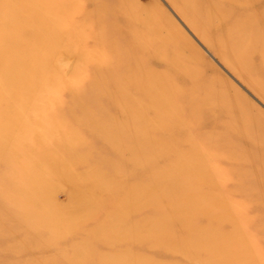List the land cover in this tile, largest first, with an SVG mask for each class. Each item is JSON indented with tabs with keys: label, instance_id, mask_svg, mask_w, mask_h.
Masks as SVG:
<instances>
[{
	"label": "rangeland",
	"instance_id": "obj_1",
	"mask_svg": "<svg viewBox=\"0 0 264 264\" xmlns=\"http://www.w3.org/2000/svg\"><path fill=\"white\" fill-rule=\"evenodd\" d=\"M63 1L29 12L0 1V50L19 48L10 39L27 19L44 41L20 70L0 69V264H264V93L247 81L264 84V72L252 57L245 78L215 49L227 23L253 11L264 19V0L226 4L235 15L208 36L172 0H102L106 10L73 0L57 15ZM126 3L137 8L131 20ZM40 6L55 10L51 24ZM29 63L38 85L16 89L12 109L7 81ZM193 81L224 89L248 116L213 106L194 123L182 98ZM244 119L250 146L233 133ZM219 143L242 148L211 149Z\"/></svg>",
	"mask_w": 264,
	"mask_h": 264
},
{
	"label": "bare ground",
	"instance_id": "obj_2",
	"mask_svg": "<svg viewBox=\"0 0 264 264\" xmlns=\"http://www.w3.org/2000/svg\"><path fill=\"white\" fill-rule=\"evenodd\" d=\"M4 1V0H0ZM44 0H15L13 5L11 7L19 8L22 5V8L25 12H29V10L33 6H37V3L40 5L42 4ZM125 0H114L115 4H119L120 2L123 3ZM174 5L177 7V9L180 11V13L199 31L202 30L206 33L208 36L209 34L206 32L207 29L209 32V29L214 28L216 23H220L221 25L226 24V21L231 19L235 14L231 10V8L227 9L225 8L226 4H229V6H236L237 4H240V0H172ZM259 0H244L242 3L245 5H256ZM25 3V4H23ZM61 8L57 11V15H60L63 13L62 10L66 9V7H69L71 11H73V6L71 4H74V1L66 0L62 2ZM128 5V3H126ZM102 8L105 10L107 9V4L105 1L101 0ZM4 7V4H3ZM246 8V6H244ZM2 8L1 10H3ZM128 13L130 14L129 19H133V16L135 15L136 7H133L132 5H128ZM22 12V11H21ZM40 18L43 20V23L51 24V21L47 19L48 16L52 18V16L56 15L55 10L47 11L46 9L42 8L40 6L39 9ZM73 17L75 15L71 14ZM129 16V15H128ZM18 17V15H17ZM8 19V18H7ZM6 19V21H7ZM3 20V16L0 14V21ZM85 20H88L87 18L82 17L81 22H84ZM32 20L27 19L25 22H20L15 25V27L19 28L22 27L21 32L19 31L18 37H11V41H17V39H20L19 43H16V46L19 45V48H16L14 51H7L9 53H4L3 50H0V69L5 66V64L11 65L9 66H15V70H20L21 68L18 67L20 65L19 63L22 60H27V57L31 55L29 52V48H32V46L35 49H40V47H43L44 41L43 39L39 38V36L35 33V27H29L28 23H30ZM69 23L71 20H67ZM264 24V19H260L256 12H251L246 15L243 19H236L233 20L230 23H227L224 25L225 32L220 36L218 39V44L215 43V49L217 50L218 54L235 70H237L243 77L245 76V70L249 69L252 61V57L258 58V63L260 65V71L264 72V31L262 30V27L259 24ZM258 31L257 27H259ZM150 27V25L148 26ZM151 28V27H150ZM149 28V29H150ZM26 30V31H25ZM257 30V31H256ZM25 32V33H24ZM201 34V33H200ZM204 35L203 33L201 34ZM204 35L205 37H207ZM28 37V39H27ZM30 37V38H29ZM25 38V39H24ZM208 42L212 44V42L208 39ZM179 47H175L176 55L179 54ZM187 59V58H185ZM251 59V61H250ZM27 62V61H26ZM30 62L32 60L30 59ZM170 65H177L179 68H182L181 70L183 73H185L190 80H196L199 78L200 74L197 71L196 68L193 66H189L187 62L181 63L178 60H170L167 61ZM16 72V71H15ZM29 72H34L33 66L31 63L26 65V67L23 70V73L25 76L21 77V80L19 81L18 77L11 81H7L8 84L12 85L11 87L15 89L13 92V95L10 97V105L12 109H14L18 103L16 89H27V91L31 92V89L33 85L37 86V82L35 79H33L30 75H28ZM13 73V72H12ZM15 74V73H13ZM18 74V73H17ZM9 75V74H8ZM7 75V77H8ZM4 76L3 71L0 72V78ZM247 81L249 84H251L253 87L258 89L260 92L264 93V84L261 80L258 78L247 77ZM32 80V81H31ZM35 80V81H34ZM1 82V81H0ZM215 83V82H213ZM212 83V84H213ZM191 91L187 92L182 96L184 99V107L190 111L189 118L194 120V123L203 125L202 118L203 115L201 113V108H207L210 110L213 106L219 107L220 112L223 113L226 116L231 114L232 111H238L240 118H245L244 116L247 114L246 110L242 107L241 102L234 96L229 95L224 89L219 88H212L209 87L207 90H200V87L197 85L196 82H191ZM169 87L175 91L176 93H185V90H182L180 85H173L169 83ZM215 87V86H214ZM202 93V94H198ZM203 97H202V96ZM3 97V96H1ZM181 99V100H183ZM195 99H199L202 102L196 101ZM219 113V112H218ZM232 116V114H231ZM248 116V114H247ZM235 121V120H234ZM247 119H244L243 126L241 128L238 125H235V128L233 127V133L237 137H241V139L245 140L247 145L250 146L253 143V140L250 139V133L251 128L247 125ZM231 124V123H228ZM225 127H229L228 129L232 128V125H225ZM231 127V128H230ZM214 132L211 133L210 136L216 135V137L221 136L222 132L216 129L213 130ZM233 149V153L236 154V152H239V150L242 148L240 145L232 144H222L219 143L217 147L212 146L211 149L216 150H227ZM236 148V149H235ZM230 152V151H229ZM233 153L230 152L231 155ZM264 156L261 155V162H263ZM241 182V180L239 181Z\"/></svg>",
	"mask_w": 264,
	"mask_h": 264
}]
</instances>
